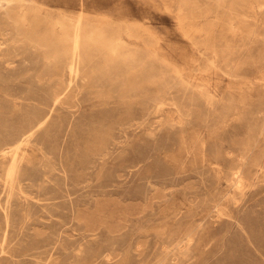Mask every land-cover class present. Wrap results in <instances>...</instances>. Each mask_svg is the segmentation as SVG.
Returning a JSON list of instances; mask_svg holds the SVG:
<instances>
[{
    "label": "rangeland",
    "instance_id": "rangeland-1",
    "mask_svg": "<svg viewBox=\"0 0 264 264\" xmlns=\"http://www.w3.org/2000/svg\"><path fill=\"white\" fill-rule=\"evenodd\" d=\"M11 1L0 264H264V0Z\"/></svg>",
    "mask_w": 264,
    "mask_h": 264
},
{
    "label": "bare ground",
    "instance_id": "bare-ground-1",
    "mask_svg": "<svg viewBox=\"0 0 264 264\" xmlns=\"http://www.w3.org/2000/svg\"><path fill=\"white\" fill-rule=\"evenodd\" d=\"M4 1H6V0H0V4H2V3H4ZM8 1V0H7ZM12 1H14V0H12ZM11 1V2H12ZM24 1V0H23ZM213 1V0H212ZM15 2H16V0H15ZM17 2H19V1H17ZM16 2V3H17ZM24 2H26V1H24ZM214 2V1H213ZM220 2V1H219ZM227 2V1H226ZM228 2H230V1H228ZM8 3V2H7ZM10 3V2H9ZM16 3L14 4V5H16ZM18 4V3H17ZM22 4V3H21ZM21 4H20V7H21ZM221 4V3H220ZM223 4V3H222ZM227 4V3H226ZM9 5V4H8ZM11 5H13V4H11ZM231 5H232V3H231ZM2 6V5H1ZM4 6V5H3ZM5 6H7V5H5ZM10 6V5H9ZM222 6V5H221ZM227 6V5H226ZM233 6V5H232ZM8 7V6H7ZM6 7V8H7ZM10 7H13V6H10ZM19 7V6H18ZM260 7V6H259ZM4 8V7H3ZM5 8V9H6ZM212 8H213V6H212ZM234 8V7H233ZM263 8V7H262ZM261 8V9H262ZM20 9V8H19ZM205 9V8H204ZM227 9V8H226ZM228 9H230V8H228ZM2 10V9H1ZM4 10V9H3ZM7 10V9H6ZM5 10V11H6ZM13 10V9H12ZM11 10V11H12ZM208 10V9H207ZM232 10V9H231ZM9 11H10V9H9ZM11 11L9 12V13H11ZM14 11V13L16 12L15 10H13ZM7 12V11H6ZM208 12V11H207ZM206 13V12H205ZM16 14V13H15ZM0 15H1V13H0ZM5 15V14H4ZM11 15H12V13H11ZM10 14H9V16H11ZM17 15V14H16ZM15 15V16H16ZM80 15V14H79ZM5 16H7V15H5ZM13 16V15H12ZM14 16V17H15ZM226 17V16H225ZM263 17H264V15H263ZM13 18V17H12ZM17 18H19V17H17ZM231 18V17H230ZM234 18V17H233ZM4 19V18H3ZM15 19H16V17H15ZM79 19H80V16H79V18H78V20L76 21V20H74V21H76V22H69V24H66L65 22H64V20H60L59 21V25H60V30H61V28H62V34L64 33V34H67V35H69V36H71V37H69V38H72V46H71V50H66V52L64 51V55H65V57H63V58H66L65 60V67H66V71H68L69 72V74L71 75V77L68 79V81H67V83H66V86H70L71 85V82L73 81V77H75V76H77V74L79 73V71L81 70V69H84V68H82V67H80V64H82V63H80V57H82V59H83V56H80L81 54H80V46H79V36L81 35L80 34V30H79ZM232 19V18H231ZM23 20V19H22ZM69 20V19H68ZM21 21V20H20ZM87 21V20H86ZM217 21V20H216ZM226 21V20H225ZM228 21V20H227ZM233 21V20H232ZM263 21H264V19H263ZM18 22H19V20H18ZM22 22V21H21ZM67 22V21H66ZM231 22V21H230ZM255 22V21H254ZM3 23V22H2ZM6 23V22H5ZM15 23V22H14ZM58 23V22H57ZM81 23V22H80ZM20 24V23H19ZM17 25V24H16ZM228 25V24H227ZM18 26V25H17ZM82 26H83V24H82ZM231 26V25H230ZM21 28H22V26H20ZM95 27V26H94ZM128 27V26H127ZM234 27V26H233ZM7 28V27H6ZM20 28V29H21ZM125 28V27H124ZM231 28V27H230ZM251 28H252V26H251ZM5 29V28H4ZM14 29V28H13ZM16 29V28H15ZM95 29H96V27H95ZM98 29V28H97ZM127 29V28H126ZM233 29V28H232ZM231 29V30H232ZM17 30H18V27H17ZM54 30V29H53ZM250 30V29H249ZM16 31V30H15ZM93 31V30H92ZM259 31H261V30H259ZM2 32V31H1ZM23 32H24V30H23ZM96 32V31H95ZM3 33V32H2ZM63 34V35H64ZM114 35H116V34H114ZM120 35H121V33H120ZM23 36V35H22ZM25 36H26V34H25ZM27 37V36H26ZM30 37V36H29ZM65 37V36H64ZM121 37V36H120ZM257 37V36H256ZM28 38V37H27ZM254 38V37H253ZM21 39V38H20ZM28 39H30V38H28ZM66 39V38H65ZM3 40V39H2ZM48 40V39H47ZM60 40H62V39H60ZM249 40V39H248ZM252 40V39H251ZM259 40V39H258ZM1 41V40H0ZM29 41V40H28ZM31 41V40H30ZM29 41V42H30ZM55 41H57V40H55ZM71 41V40H70ZM115 41V40H114ZM41 42H42V40H41ZM1 43V42H0ZM59 43V42H58ZM60 43H61V41H60ZM251 43V42H250ZM62 44V43H61ZM60 44V45H61ZM227 44V43H226ZM230 44V43H229ZM59 46V45H58ZM47 48L49 47V46H46ZM54 47V46H53ZM56 47V46H55ZM225 47H226V45H225ZM246 47V46H245ZM46 48V49H47ZM50 48V47H49ZM58 48V47H57ZM56 48V49H57ZM60 48V47H59ZM64 48V47H63ZM243 48V47H242ZM247 48V47H246ZM52 49V47L50 48V50ZM65 49H66V47H65ZM64 49V50H65ZM133 49V48H132ZM245 49V48H244ZM43 50V49H42ZM54 50V49H53ZM46 51V50H45ZM44 50H43V52H45ZM56 51V50H55ZM60 51V50H59ZM59 51H58V53H59ZM205 51V50H204ZM250 51V50H249ZM262 51H263V49H262ZM49 52H51V51H48L47 53H49ZM243 52V51H242ZM241 52V53H242ZM91 53V52H90ZM89 53V54H90ZM206 53V52H205ZM248 53V52H247ZM40 54V53H39ZM50 54H53V53H50ZM48 55V54H47ZM247 55V54H246ZM249 55V54H248ZM60 56V55H59ZM80 56V57H79ZM205 56V55H204ZM243 56V55H242ZM260 56V55H259ZM52 57H55L54 55L52 56ZM89 57V56H88ZM93 57V56H92ZM202 57V56H201ZM262 57H263V55H262ZM42 58V57H41ZM63 58H62V60H63ZM245 58V57H244ZM243 58V59H244ZM46 59V58H45ZM54 59V58H53ZM81 59V60H82ZM86 59H88V58H86ZM211 59V58H210ZM260 59V58H259ZM263 59V58H262ZM49 60V59H48ZM93 60V59H92ZM91 59L89 60V61H92ZM203 60V59H202ZM207 60V59H206ZM255 60V59H254ZM55 61V60H54ZM118 61V60H117ZM210 61V60H209ZM216 63H217V61H216V58H215V60H214ZM46 62H47V60H46ZM88 62V61H87ZM97 62H99V60L97 61ZM206 62H208V61H206ZM45 63V62H44ZM60 63H62V62H60ZM86 63V62H85ZM93 63V62H92ZM127 63V62H126ZM54 64V63H53ZM55 64H57V63H55ZM87 64V63H86ZM88 64H89V62H88ZM134 64H136V63H134ZM227 64H228V62H227ZM242 64V63H241ZM244 64V63H243ZM242 64V65H243ZM264 64V63H263ZM47 65V64H46ZM61 65V64H60ZM97 65H98V63H97ZM137 65V64H136ZM205 65V64H204ZM83 66H85V65H83ZM88 66V65H87ZM86 66V67H87ZM121 66H122V64H121ZM91 67V66H90ZM90 67H88V68H90ZM98 67V66H97ZM226 67H228V66H226ZM243 67V66H242ZM255 67H256V65H255ZM258 67V66H257ZM54 68V67H53ZM112 68V67H111ZM115 68V67H114ZM123 68V67H122ZM239 68H240V66H239ZM55 69V68H54ZM117 69V68H116ZM224 69V68H223ZM228 69V68H227ZM63 70V69H62ZM88 70L89 69H87V71L86 72H88ZM110 70V69H109ZM242 70V69H241ZM244 70V69H243ZM252 70V69H251ZM250 70V71H251ZM59 71H61V70H59ZM82 71V70H81ZM85 71H83V72H85ZM98 71V70H97ZM245 71V70H244ZM57 72V71H56ZM49 73V72H48ZM62 73V72H61ZM134 73V72H133ZM246 73V72H245ZM90 74V73H89ZM102 74V73H101ZM111 74H112V72H111ZM130 74V73H129ZM135 74V73H134ZM244 74V73H243ZM48 75V74H47ZM62 75H63V73H62ZM95 75V74H94ZM97 75V74H96ZM99 75V74H98ZM110 75V74H109ZM116 75V74H115ZM135 75H137V74H135ZM55 76H56V74H55ZM60 76V75H59ZM100 76H102V75H100ZM129 76V75H128ZM131 76V75H130ZM129 76V77H130ZM133 76V75H132ZM131 76V77H132ZM52 77V76H51ZM50 77V78H51ZM63 77V76H62ZM95 77V76H94ZM108 77L109 76H107V79H108ZM128 77V78H129ZM135 77V76H134ZM49 78V79H50ZM61 78V77H60ZM98 78V77H97ZM106 77H104L103 79H105ZM53 79V78H52ZM62 79V78H61ZM99 79V78H98ZM92 79H90V81H91ZM66 81V80H65ZM105 81H106V79H105ZM119 81V80H118ZM122 81V80H121ZM126 81V80H125ZM55 82V81H54ZM53 82V83H54ZM60 82V81H59ZM87 82H88V80H87ZM92 82V81H91ZM104 82V81H103ZM107 82V81H106ZM128 81H126V83H127ZM131 82H133V81H131ZM130 82V83H131ZM135 82V81H134ZM133 82V83H134ZM136 82H137V80H136ZM61 83V82H60ZM63 83V82H62ZM96 83V82H95ZM94 83V84H95ZM113 83V82H112ZM133 83H132V85L131 86H133ZM55 84V83H54ZM85 84H87V83H85ZM91 84V83H90ZM111 84V83H110ZM135 84H137V83H134V85ZM108 85V84H107ZM106 85V86H107ZM124 86H125V84H123ZM58 86V85H57ZM89 86V85H88ZM93 86H95V85H93ZM101 86V85H100ZM105 86V87H106ZM113 88H114V86H113ZM125 88V87H124ZM86 89V88H85ZM119 89V88H118ZM121 89H123V88H121ZM129 89V88H128ZM133 89V88H132ZM59 90V89H58ZM101 90L102 89H100V92H101ZM113 90V89H112ZM111 90V91H112ZM53 91H55V90H53ZM72 91H74V90H72ZM71 91V92H72ZM99 91V90H98ZM115 91H117L116 89H115ZM114 91V92H115ZM126 91H127V89H126ZM130 91H133V90H131L130 89ZM137 91V90H136ZM201 91V90H200ZM68 92H69V90H68ZM76 92V91H75ZM113 92V91H112ZM122 92V91H121ZM124 92H125V90H124ZM74 93V92H73ZM105 93V92H104ZM103 93V94H104ZM117 93H119V92H117ZM126 93V92H125ZM53 94V93H52ZM55 94V93H54ZM70 94V93H69ZM106 94V93H105ZM109 94V93H108ZM120 94H122V93H120ZM263 94V93H262ZM68 95V94H67ZM263 96V95H262ZM57 97V96H56ZM72 97V96H71ZM74 98V97H73ZM209 98V97H208ZM261 98V97H260ZM65 99H66V97H65ZM121 99V98H120ZM211 99V98H210ZM67 100V99H66ZM59 102V101H58ZM62 102V101H61ZM74 102V101H73ZM66 104V103H65ZM68 104V103H67ZM262 104V103H261ZM253 113V112H252ZM249 115V114H248ZM218 116V115H217ZM222 116H223V114H222ZM241 116V115H240ZM249 118H251V117H249ZM248 118V119H249ZM261 118H263L262 116H261ZM220 119V118H219ZM242 119V118H241ZM240 119V120H241ZM245 119H246V117H245ZM248 119H247V121H248ZM243 120V119H242ZM254 121H255V119H254ZM261 121V120H260ZM258 122V121H257ZM245 124V123H244ZM256 124V123H255ZM206 125V124H205ZM251 125H254V124H251ZM210 126V125H209ZM244 126V125H243ZM242 126V127H243ZM256 126V125H255ZM257 127V126H256ZM255 127V128H256ZM240 128V127H239ZM249 128V127H248ZM252 128V127H251ZM259 129V128H258ZM234 130H236V129H234ZM243 130H245L244 128H243ZM251 130V129H250ZM259 130H261V129H259ZM233 131V130H232ZM239 131V130H238ZM241 131V130H240ZM245 132V131H244ZM252 132H254L253 130H252ZM250 133V132H249ZM227 134V133H226ZM247 134V133H246ZM245 134V135H246ZM241 135V134H240ZM243 135H244V133H243ZM248 136H250L249 134H247ZM253 135V134H252ZM255 135V134H254ZM226 137V136H225ZM240 137H243V136H240ZM252 137V136H251ZM251 137H249V139H248V141L250 140V138ZM27 138H24V139H22V141H21V143L24 141V140H26ZM254 139V138H253ZM235 140V139H234ZM238 140V139H237ZM252 140V139H251ZM250 140V141H251ZM236 141V140H235ZM238 142V141H237ZM252 142V141H251ZM20 143V144H21ZM246 142H244V144H245ZM19 144V145H20ZM239 144V143H238ZM19 145H17L16 147H14L13 148V150L14 149H17L18 148V146ZM216 146V145H215ZM239 146H241L242 147V145H239ZM249 146H250V144H249ZM217 147V146H216ZM42 149V148H41ZM217 149V148H216ZM215 149V150H216ZM225 149V148H224ZM232 149V148H231ZM235 149V148H234ZM244 149H246V148H244ZM244 149H242V150H244ZM247 150V149H246ZM245 150V151H246ZM234 151V150H233ZM245 151H243V152H245ZM14 152V151H13ZM235 152H237V151H235ZM222 153V152H221ZM226 153V152H225ZM228 153V152H227ZM226 153V154H227ZM13 154V153H12ZM229 154V153H228ZM11 155V154H10ZM247 155V154H246ZM249 155V154H248ZM218 156V155H217ZM234 156V155H233ZM243 156H245V155H243ZM26 157V156H25ZM236 157V156H235ZM234 157V158H235ZM5 158V157H4ZM218 158V157H217ZM216 158V159H217ZM228 158V157H227ZM239 158V157H238ZM251 158V157H250ZM231 159V158H230ZM246 159V158H245ZM244 159V160H245ZM248 160H251V159H248ZM228 161V160H227ZM238 162V161H237ZM248 162V161H247ZM251 162V161H250ZM225 163V162H224ZM231 164V163H230ZM250 164H252V163H250ZM257 164V163H256ZM215 165V164H214ZM255 165V164H254ZM263 165V164H262ZM235 166V165H234ZM253 166V165H252ZM230 167H232V166H230ZM208 169V168H207ZM230 169V168H229ZM239 170V169H238ZM203 171H204V169H203ZM227 171H229V170H227ZM233 171V170H232ZM250 171V170H249ZM224 172V171H223ZM225 174V173H224ZM231 180V179H230ZM240 189V188H239ZM103 249H105V248H103V247H100V248H98L97 249V254H96V252H95V256L91 259V261L88 263V264H93V262L95 261V259L98 257V255H99V253L101 252V251H103ZM110 254L109 253H105L104 254V257L106 258V259H110L111 258V256H109ZM38 256V255H37ZM124 261H125V258L124 257H120V258H118V259H116V260H114V261H112V262H110V263H108V264H125L124 263ZM43 262V261H42Z\"/></svg>",
    "mask_w": 264,
    "mask_h": 264
}]
</instances>
